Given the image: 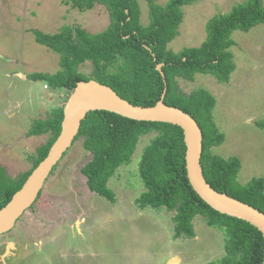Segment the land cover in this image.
<instances>
[{
    "label": "rangeland",
    "instance_id": "rangeland-1",
    "mask_svg": "<svg viewBox=\"0 0 264 264\" xmlns=\"http://www.w3.org/2000/svg\"><path fill=\"white\" fill-rule=\"evenodd\" d=\"M250 0H198L183 8L179 35L169 45L175 53L200 47L207 25L215 17ZM170 0H157L167 6ZM141 22L150 23L149 6L140 1ZM110 25L109 13L97 5L81 12L64 0H0V165L16 177L32 168L31 158L49 136L28 137L35 120L63 106L65 91H52L33 82L35 73L56 74L60 56L36 42L34 31L55 34L65 26L96 35ZM230 51L235 71L229 83L198 74L194 82L179 81L185 93L206 89L217 101L213 116L225 142L212 149L224 158L241 160L238 181L247 185L264 179V24L249 32L237 30ZM80 72L90 75L86 63ZM154 135L144 138L128 166L110 181L115 204L92 193L81 169L91 161L79 139L44 186V195L19 220L14 230L0 236V264H230L225 234L196 218L195 239H174L173 214L166 209H138L135 200L145 191L138 168L142 151ZM18 257L12 255L17 236ZM14 246H16L14 244ZM9 251V252H8ZM6 254V255H5Z\"/></svg>",
    "mask_w": 264,
    "mask_h": 264
},
{
    "label": "trees",
    "instance_id": "trees-1",
    "mask_svg": "<svg viewBox=\"0 0 264 264\" xmlns=\"http://www.w3.org/2000/svg\"><path fill=\"white\" fill-rule=\"evenodd\" d=\"M140 1L149 6L148 26L141 22ZM197 1L170 0L167 6H160L157 0H64L65 5L81 12L91 11L97 5L105 7L110 25L96 35L70 26L55 34L34 31L38 44L60 56L61 69L53 75L35 73L29 80L42 82L54 92L65 91L67 96L78 83L95 80L112 88L130 104L141 107H154L167 87L166 105L189 114L203 132L201 165L207 183L264 214V179L240 184L241 160L212 152L225 142L213 116L216 98L206 89L185 93L179 84L181 80L194 82L198 74L229 83L236 68L230 51L236 45L232 34L237 30L249 32L264 24V0H250L213 18L207 25L208 37L200 47L172 52L168 48L179 35L183 8ZM86 63L92 65L90 75L80 72ZM159 64H163L166 83L157 70ZM63 119L64 110L60 106L45 118L35 120L29 129V138L49 136L31 158L29 171L12 177L0 165V210L48 156L61 133ZM256 126L264 129V120L256 122ZM151 134L154 136L144 147L138 165L145 191L135 200L136 206L141 210L166 209L173 214L175 240L195 239L194 221L202 218L208 227L222 231L229 240L225 256L234 260L230 264H262V233L243 220L215 211L194 191L187 176L184 133L178 126L134 121L107 111L90 112L74 141L75 144L83 139V149L92 155L91 161L81 169L90 191L115 204L117 197L109 187L110 181L121 167L131 164L139 144ZM43 195L44 190L37 203Z\"/></svg>",
    "mask_w": 264,
    "mask_h": 264
},
{
    "label": "water",
    "instance_id": "water-1",
    "mask_svg": "<svg viewBox=\"0 0 264 264\" xmlns=\"http://www.w3.org/2000/svg\"><path fill=\"white\" fill-rule=\"evenodd\" d=\"M163 64L157 66L165 80ZM167 87L161 100L154 107L134 106L122 99L112 88L91 80L80 82L67 96L63 105L62 130L51 147L48 156L29 176L12 200L0 210V236L11 233L19 220L37 203L39 194L61 162L65 153L74 145L81 124L90 112L107 111L139 122H159L178 126L183 130L186 152L187 176L194 191L215 211L243 220L257 228L264 237V214L254 207L214 190L206 181L201 159L203 132L189 114L166 105ZM10 248H14L12 242ZM9 252V251H8ZM6 255V254H5ZM264 264V261L263 263Z\"/></svg>",
    "mask_w": 264,
    "mask_h": 264
},
{
    "label": "flooded vegetation",
    "instance_id": "flooded-vegetation-1",
    "mask_svg": "<svg viewBox=\"0 0 264 264\" xmlns=\"http://www.w3.org/2000/svg\"><path fill=\"white\" fill-rule=\"evenodd\" d=\"M93 193V192H92ZM35 207V206H34ZM23 238H25V236H21V235H19V236H17V241H15V250L14 251H12V255L10 256V257H8L6 260H8L9 262L11 261V259H13V258H15V255H16V253L19 251V249H18V242L20 241V239H23Z\"/></svg>",
    "mask_w": 264,
    "mask_h": 264
},
{
    "label": "crops",
    "instance_id": "crops-1",
    "mask_svg": "<svg viewBox=\"0 0 264 264\" xmlns=\"http://www.w3.org/2000/svg\"><path fill=\"white\" fill-rule=\"evenodd\" d=\"M136 205V204H135ZM137 207V206H136ZM138 208V207H137ZM139 209V208H138ZM14 244V243H13ZM18 257V252L16 253V255H15V258H17ZM19 264V263H18ZM169 264V263H168Z\"/></svg>",
    "mask_w": 264,
    "mask_h": 264
},
{
    "label": "clouds",
    "instance_id": "clouds-1",
    "mask_svg": "<svg viewBox=\"0 0 264 264\" xmlns=\"http://www.w3.org/2000/svg\"><path fill=\"white\" fill-rule=\"evenodd\" d=\"M95 194V193H94Z\"/></svg>",
    "mask_w": 264,
    "mask_h": 264
}]
</instances>
